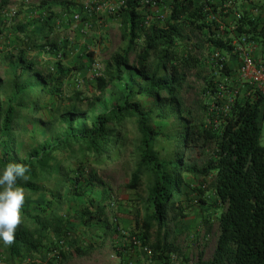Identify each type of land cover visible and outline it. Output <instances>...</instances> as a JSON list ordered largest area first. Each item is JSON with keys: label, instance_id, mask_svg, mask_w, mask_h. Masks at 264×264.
Segmentation results:
<instances>
[{"label": "trees", "instance_id": "trees-1", "mask_svg": "<svg viewBox=\"0 0 264 264\" xmlns=\"http://www.w3.org/2000/svg\"><path fill=\"white\" fill-rule=\"evenodd\" d=\"M95 1L41 0L31 6L38 10L39 28L34 30L30 21H15L19 10L10 15L15 23L6 26L2 20L10 0H0V61L14 64L5 85L0 79V172L8 163L25 164L30 178L18 181V186L34 200L22 207L15 243L6 246L0 241V260L66 264L120 234L117 223L106 215L114 201L93 166L119 158L131 144L134 168L126 186L136 189L146 178L150 187L141 207L131 210L135 231H130L126 247H141L147 264L149 258L172 264V256H181L188 264V257L168 240V214L171 219L184 218L194 195L206 203L203 181L212 177L215 197L224 205L217 216L216 245L209 259L200 250L189 264H264V146L259 142L264 95L241 77L237 84L221 83L219 77L232 80L226 56L232 53L239 58L232 51L233 42L262 46L252 56L264 63L260 11L234 8L232 0L228 7L222 6L225 0H169L167 15L155 18L149 3L122 0L109 13L118 21L122 45L103 61L98 75L92 67L94 53L86 51L93 93L83 97L75 91L65 97L63 81L78 65L71 67L62 59L74 50V41L55 42L49 35L58 19L67 15L73 20L74 14L79 15L80 29L87 32ZM262 7L264 0H259L255 8ZM230 13L234 17L226 27L224 20ZM196 32L200 38L192 46L206 52L202 63H214V74L203 76V90L208 96L215 94L220 106L207 119L195 117L181 95L186 70L197 64L187 47L189 33ZM11 35L17 40L13 45L8 43ZM37 42L42 53L54 58L47 73L36 70L29 56ZM215 51L222 60L213 59ZM132 52L134 65L129 63ZM226 86L235 90L224 103L218 96ZM115 87L121 93L110 99L107 93ZM47 96L51 100L45 102ZM64 101L69 103L62 105ZM157 122L166 127L161 129ZM30 130L42 134L35 144L20 149V140ZM131 134L135 137L129 141ZM160 137L169 142L168 148L159 145ZM207 144L212 152L205 161L190 160L189 151ZM66 200L69 205L64 208ZM202 222L209 230L208 218ZM153 227L155 236L149 243ZM116 264H126L123 254L119 253Z\"/></svg>", "mask_w": 264, "mask_h": 264}, {"label": "rangeland", "instance_id": "rangeland-1", "mask_svg": "<svg viewBox=\"0 0 264 264\" xmlns=\"http://www.w3.org/2000/svg\"><path fill=\"white\" fill-rule=\"evenodd\" d=\"M40 1L41 0H10L2 21H5V24L8 27L12 23H15V21H30L33 29L37 30L39 26H37V21L35 19L38 15V10H33V7L31 6L36 5ZM43 1H52L54 3L58 0ZM85 1L86 0H78L79 3ZM108 1H111V3L116 2V0ZM168 2L169 0H160L155 8H151V17H165L168 12ZM14 10L22 12L16 17L15 21H11L10 15ZM62 18L63 19L57 20L58 23H56V21L54 22L56 24L49 37L55 42H61L64 38L72 39V41H74V50L69 53L67 58L62 59V61L71 67L73 64L74 66L75 64L78 65L76 66L77 69L72 73V76L63 81L62 91L65 97L73 94L75 91H80L82 93L81 96L88 97V95L93 93L94 82L92 79L93 66H90V60L86 51H92L94 53L93 59H96L97 62L103 64V61L122 45L118 21L106 12L93 13L92 11L91 16L88 18V21L91 22V26L88 28V31L85 32V28H82L83 30L80 29L82 27L80 26V23H77L76 21L73 22V20L67 15H64ZM12 35L8 40L10 45L17 42ZM189 35L191 39L187 43V47L191 48V53L197 59V64L186 70L187 84L183 88L181 95L185 106L192 109L195 117H198V119H207V117H209V112H213L220 108V106L216 104V101H218V98H216L217 96L215 94L208 96L203 90L205 81L203 76H209L213 73L212 67L214 63L211 64L208 60H205L204 63H202L204 57H207L206 52L192 46L193 43L198 41L200 34L196 32L189 33ZM17 38H19V35H17ZM39 42H43V40H40ZM39 42H37L35 47L32 48L29 56L34 59V67L36 70L41 71L42 73H47L51 69V64L54 61V58L42 53V48H40L38 44ZM251 53L253 54L254 50H252ZM0 54L3 53L0 52ZM255 54L256 53L253 54L254 57ZM234 58L235 63L232 64L231 57L229 55L226 56V61L231 69L232 80H229L230 78H227L225 75L224 77L219 75L222 80L221 83H223L224 80L229 83L234 81L231 84H237L242 81L236 71L239 58L235 55ZM129 63L131 65H134L135 63L133 52L129 54ZM9 67H14V64L8 60H5V62L0 61V79L4 85L7 82V79L11 76ZM223 88H226L227 90H224V92L219 94L218 97L222 98L220 100L221 102L226 103L230 95L233 93L232 91L235 89L232 87L229 88V86ZM234 88H236V86H234ZM120 93V88L115 87L111 88L107 94L110 99H116ZM44 100L46 102V100L48 101L51 99L47 96ZM54 101L55 103H58L57 101L59 100ZM50 102H53V100ZM67 103L64 101L62 105H66ZM42 104H45L44 101H42ZM85 104L86 103L81 104L83 105L81 109L85 108ZM157 125L161 129L166 127H163V123L161 124V122H157ZM41 134L42 133L39 131L30 130L28 133L24 134L18 147L24 149L27 145L28 148L29 145L35 144V141ZM134 137V134H131V136H129V141L134 139ZM259 142L264 146V117L261 121V136ZM158 143L166 148L170 146L169 142H167L164 137H160ZM128 146L119 158L113 161H108L104 164L93 166L96 177L101 179L103 185L108 189L111 200L114 201L113 206H107L106 215L108 221L113 224L117 223V226L120 229V234L114 236L113 239L109 238L102 246L93 249L89 254L75 257L66 264H116L119 259V253L124 255L126 264H147L145 253L142 251L143 249L141 247L133 246L132 244L130 247H126V245L128 246V244H130V231H135L134 223L130 218L131 210L135 207H141L142 201L146 197L150 187V182H148L146 178H142L140 185L136 189H130L126 186L127 183H129L130 175L134 168V155L132 154L131 149L132 145L128 144ZM211 152L212 147L210 144H207L206 146H199L192 149L188 152V155L190 160L202 163L208 158ZM212 181V177H207L203 181L204 195L202 198L205 199L206 203L201 204L198 196L194 195L189 202V207L185 210L186 216L184 218L177 217L176 219H171L170 214H168V240H171L180 248V251L188 257L189 263L196 259L197 253L200 250L203 252V257L209 259L212 256L216 245L219 231L217 216L220 209L224 208V205L220 204L216 199ZM40 200V198H37V201ZM33 201L32 198L25 194L26 203H32ZM68 203V200H66L63 207H68ZM204 217L208 218L209 230H207L208 224L202 222ZM154 236L155 228L153 227L149 243L154 240ZM158 263V261L149 258V264ZM0 264L4 263L0 260ZM172 264L186 263L181 256H178L173 259Z\"/></svg>", "mask_w": 264, "mask_h": 264}, {"label": "clouds", "instance_id": "clouds-1", "mask_svg": "<svg viewBox=\"0 0 264 264\" xmlns=\"http://www.w3.org/2000/svg\"><path fill=\"white\" fill-rule=\"evenodd\" d=\"M30 169L21 163H8L0 172V241L11 246L15 233L22 223L25 192L18 181H28Z\"/></svg>", "mask_w": 264, "mask_h": 264}, {"label": "built area", "instance_id": "built-area-1", "mask_svg": "<svg viewBox=\"0 0 264 264\" xmlns=\"http://www.w3.org/2000/svg\"><path fill=\"white\" fill-rule=\"evenodd\" d=\"M143 2L149 3L151 8H155L158 5L159 0H143ZM84 3L88 4L90 2L86 0ZM121 3L122 0H116L115 3H111V1L108 0L95 1V5H93L92 8L95 11V13L106 12L109 14L111 12L116 11ZM73 20L74 22L78 21L79 15L74 14ZM233 45L234 48L232 49V51L236 52L240 59L237 68L239 76L242 79L247 80L250 84H252L255 88H257V90L260 91L262 95H264V63L259 60L256 61L253 59L251 53L253 49H250L248 47L249 45H245L239 42H233ZM212 57L213 59H215V61L223 59L219 51L213 52ZM92 66H93L94 75L100 74L103 64L95 61L93 62ZM172 257L173 259L175 258V256Z\"/></svg>", "mask_w": 264, "mask_h": 264}, {"label": "crops", "instance_id": "crops-1", "mask_svg": "<svg viewBox=\"0 0 264 264\" xmlns=\"http://www.w3.org/2000/svg\"><path fill=\"white\" fill-rule=\"evenodd\" d=\"M215 1L219 3V1H221V0H215ZM232 1H233L234 6H235L234 8H239V9H242V8L252 9V12L255 13V14L258 13V11H260L261 16L264 18V7L260 8V10H257V8H255V5H256V3L259 0H232ZM82 3H84V2H82ZM230 4H232L231 0H225L223 2V5L222 6L228 7V6H230ZM232 17H234V13H230L229 16H227L226 19L224 20V23L227 24V25L224 24L226 27L231 26ZM248 47L250 49L256 50L257 52H259V50L262 51V49H263L262 46L259 47L257 45L255 46L254 44L251 45V46L249 45ZM228 54H229V52H228ZM229 56L231 57V63L232 64L235 63V61H234L235 58H234V56H232V53H230Z\"/></svg>", "mask_w": 264, "mask_h": 264}]
</instances>
